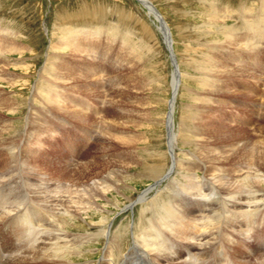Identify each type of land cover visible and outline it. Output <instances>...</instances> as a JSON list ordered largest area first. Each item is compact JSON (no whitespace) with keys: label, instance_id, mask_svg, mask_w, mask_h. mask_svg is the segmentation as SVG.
<instances>
[{"label":"rangeland","instance_id":"374dc122","mask_svg":"<svg viewBox=\"0 0 264 264\" xmlns=\"http://www.w3.org/2000/svg\"><path fill=\"white\" fill-rule=\"evenodd\" d=\"M148 1L157 9L156 11L163 17L169 28L172 54L175 56L181 76L172 117V129L177 137L174 157L180 158L182 162L188 156L192 157L193 149L196 147L195 140L187 139L189 132L197 127L198 119L203 120V124L206 125L211 118L221 119L225 122V127L229 124L234 129L245 131L244 139L256 140L260 133L264 134V116H261L263 113L259 111L258 116L248 115L243 110H239V106L245 101L251 103L259 101L260 110H264V78L262 79L264 72H261L262 76H260V72L256 73L252 70L249 73H243V76L241 73L243 64L241 63L239 68L238 63H231L228 59L238 51L236 44L232 43L237 37H242L243 41L240 42L243 43L249 39L253 42L252 45L256 46L253 49L252 58L255 53L260 52L259 57L264 59V0ZM239 14L243 16L240 18ZM242 18L245 25L240 23ZM158 26V21L156 22L154 16L149 14L139 0H0V105L4 108V111L0 109V118L7 120L13 118L12 130L10 129L3 139L0 137V151H3L12 141L17 140V144H20L24 139L21 134L27 128V123L31 121L33 124L30 129L38 133L40 147L48 146L52 150V152L46 150L48 153L43 151L42 158H47L48 164L57 166V169L58 167L66 169L69 166L75 169L77 165L91 164L92 176H86L87 182L91 183L95 177L106 176L109 170H113L116 163L129 164L132 159V163L122 174L123 179L115 178L116 185L119 187L110 190L107 194H102L100 198L95 197L94 206L87 215H80L77 220H68V222L72 221L69 222L71 225L67 222L70 233L76 236L79 233L80 236L85 237L83 250H81L83 252L71 255L75 263L99 264L109 244L118 234L126 237L125 253L132 251L135 240L140 234L137 228L151 200L160 191L164 189L168 191L169 179L171 181L180 177L179 171H172L173 154L171 155L168 146L169 121L167 119L170 112L168 105L172 99L173 59L163 42ZM99 30L103 32L99 33ZM225 30L227 32L233 30L231 33L235 36L232 35L231 42L228 41L229 37ZM71 36L79 37L81 42H89L91 47H97L98 52L95 51L94 59L82 57L81 60L71 48L64 47L62 42ZM5 42L20 47L22 52L10 54L4 51ZM99 54L100 56L103 54V57L106 55L110 64L113 63V59H118L113 63V69L109 68L110 70L101 74L103 88L98 79L99 85L96 84L97 82L90 84L93 81L87 82L88 79L87 81L85 79V82L82 80V83L76 80V75H82L83 72L66 76L73 70L72 68H78V65L82 67L85 63L94 61L95 58L100 57ZM58 61L61 62L58 63ZM262 61L260 59V62ZM97 63L99 64L96 61ZM221 67L222 71L219 69ZM223 68L226 70L225 74ZM215 69L219 73L214 72ZM54 70H58V78H55ZM252 74L254 76H251ZM6 79L14 85H9L5 82ZM47 83L49 84L46 85ZM201 86L205 87L207 92L203 91L204 88ZM50 91L53 93L52 99H55L53 101H61L60 106L63 101L62 108L58 103L50 104L46 101V94ZM243 93L246 95L242 96ZM232 94L233 97H231ZM72 108L74 109L71 110ZM67 109L71 113L66 112ZM77 113L79 114L76 115ZM88 115L93 116L88 118V121L83 119ZM244 116L247 118L251 116L250 119H253L247 126H243L242 120H237ZM34 119L37 122L35 127ZM45 120L47 122H44ZM102 120L113 124L114 133H118V137L126 138V135H131L137 139V143L127 147L126 144L115 141L114 138L107 140L108 136L101 140L102 127L106 128ZM98 123L102 124L97 125ZM253 123L254 126H252ZM43 124H45L44 127H42ZM121 130L129 132H124V135L120 133L123 132ZM63 142L64 146H62ZM134 149L137 150L134 151ZM95 165L102 170L97 169ZM158 175L165 178L159 182L161 185H156L154 181ZM200 175L201 178L202 173ZM47 176L48 173H45V177ZM263 203L264 201L261 203V211H264ZM79 227L84 229L80 230ZM260 227H264L263 222ZM261 248L253 247L252 257H259ZM115 252L118 253V250L115 249ZM159 259L160 257H157L156 262Z\"/></svg>","mask_w":264,"mask_h":264},{"label":"bare ground","instance_id":"6f19581e","mask_svg":"<svg viewBox=\"0 0 264 264\" xmlns=\"http://www.w3.org/2000/svg\"><path fill=\"white\" fill-rule=\"evenodd\" d=\"M139 1L149 11V14L154 16L156 22L158 21V29L163 37V42L168 51L171 53V57L173 59V61L171 60L174 67L172 99L168 105L170 112L167 119L169 121L168 146L171 150V152H169L171 155L173 154L172 171H179L178 175H180V177L177 176V179H171V181L169 179L167 184L168 191H166V189L160 191L156 197L151 200V203L144 211L143 219L137 228V231L140 232V234H138L136 240L134 239L135 245L132 251L127 254L125 253L124 246L126 237H121V235L118 234V238L115 237L113 242L109 244L108 248L104 252V258L101 262H99V264H264V247H262L264 245V227H260L262 222L264 225V211L260 210L261 203L264 201V134L260 133L258 139L256 140L252 138L244 139L243 136L245 131L242 132L241 129H234L233 127L229 126V124L227 127H225L226 124L221 119L211 118V120L208 122L206 121L208 125L205 123L203 124V120L201 121L198 119L196 123L197 127L192 132H189V137L187 139L189 141H192L193 139L195 140L194 143L196 144V147L193 149L194 151L192 157L190 158L188 156L183 162L180 158L178 159V157H174L175 139H177V137L173 133L172 117L181 76L178 71L179 68L177 67L178 65L176 64L175 56L172 54L170 32L165 20L148 0ZM241 16L243 15H240V18ZM240 23L241 25H245L243 18L240 20ZM231 31H226L229 37V42L232 41V35H234L231 33ZM100 32L103 31L99 30V33ZM240 41H243L242 37H237V39L232 42L236 44L238 51L228 58L229 61L231 63H238L239 68L240 64L242 63V74L247 72L249 73V71L253 70L256 73L260 72V76H262L261 72H264V63L262 62L264 59L261 56L259 57L260 52L255 53L254 57L252 58V53L254 51L253 49L256 46L252 45L253 42H251L249 39L245 40V43ZM62 45L64 47L71 48L73 52L77 54V58L81 60L82 57H90L91 59H94L95 51H97V47H91L89 42H81L79 37L74 38L71 36L65 42H62ZM4 48V51L10 54L13 52H22L20 47L10 44L9 42L5 44ZM62 54L63 53H61V55ZM100 55L101 54H99V56ZM105 56L103 57L102 54V56L99 58H95L99 64H96V61L94 60L85 63L82 67H79V65L78 68L70 67L73 69L72 71L68 72L67 70V74L66 72L63 73L69 77L72 76V73L75 74L78 72H83L82 75L77 74V78L75 79L80 80V82L82 80L84 81L85 79V81L88 79L87 82H90L89 80L93 81L90 84L96 83L98 79L101 84V88H103L101 83V74L113 69V63L118 60L113 59V63L111 62L112 64H110ZM260 59L263 61L260 62ZM59 62L61 61H58V63ZM63 64L65 65V63ZM219 69L222 71V67ZM237 70L238 69H236V71ZM57 71L54 70V75H56L55 78H58L57 75L59 73ZM224 71L226 70L224 69L223 72ZM205 72L206 71H204V73ZM214 72H216V69ZM14 74H16V72ZM256 75L257 74H255V76ZM74 76L72 77L73 79ZM78 76L80 78H78ZM251 76L254 75L252 74ZM215 77H217L216 74ZM235 77L234 80H236ZM263 78L264 76H262V79ZM5 82H7L9 85H14L9 79H6ZM99 82L96 84L99 85ZM48 84L49 83L46 85ZM206 84L208 85V83ZM216 85L218 86V84ZM201 87L204 88L203 91L206 90L205 87ZM219 87L221 89V86ZM225 90L226 89H224V91ZM47 91H49L48 88ZM51 94H53L51 91L49 93L47 92L46 101L50 104H53L55 101H53L54 98L52 99ZM243 95L244 93L242 96ZM8 96L9 95H7V97ZM231 97H233V94ZM60 102L61 101H56L55 103H58L59 105ZM63 104L64 103L62 101V105ZM259 105L261 106L259 101H254V103L245 101L243 105L239 106V110H243V112L246 114L248 113V115H257V113L260 111L263 113L261 114L263 117L264 110H260ZM1 106L2 105H0V109L3 110L4 108ZM61 106L60 108H62ZM115 108L117 107L115 106ZM73 109L74 108L71 110ZM14 112L16 111L14 110ZM66 112H69L68 109ZM78 114L79 113L76 115ZM80 114L82 115V112H80ZM74 115L75 114L73 113V116ZM92 116L90 117V115H88L86 118H82L85 120L87 119L86 121H88V118H92ZM251 116L249 118L244 116L242 118H238L237 120H242L243 126H247L253 120L250 119ZM12 120L13 118L8 120L5 118H0V137L2 139L4 135L8 134L11 127H13ZM85 120L80 121L86 122ZM104 120H102V122H104L103 124L106 128L102 127L101 140L102 138L106 139L108 136L107 140L108 138H114L115 141L118 140V142L126 144L127 147H131L134 145V143H137V139L131 135H126V138L120 136L118 137V133H114V127L112 126L113 124L111 125L110 123L105 122L106 120ZM44 122L47 121L45 120ZM36 123L37 122L34 119V127ZM32 124L33 123L31 121L27 123V128L24 130L23 134H21L22 139H24L20 144H17V140L12 141L11 144L4 148L3 151H0V254L3 253L0 259V264H78L74 262V258L72 259L73 256L71 257V255L74 253L78 254L83 252L81 250H83L82 248L85 243V237L80 236L79 233L77 236L72 235L70 230H68V220H77L79 219L80 215H87V212L94 206L93 200L100 198L102 194H107L110 190L119 187V185H116L117 181L115 178L119 177L120 179H123L122 174L124 171H126L130 163H132V159L130 160L131 162L129 164L120 160L122 163H116L113 170H109L106 176L101 175L102 177H95L91 183L89 181L87 182L86 176H92L91 170L93 167H91V164L77 165L75 169L70 168L71 166L66 167V169L65 167H58L57 169V166L48 164L47 158H42L43 151L48 153V151L52 152V150L48 146H46V148L40 147L41 142L39 143L37 136L38 133H35L34 130L32 132L30 129ZM100 124L102 123H98L97 125ZM44 125L45 124H43L42 127H44ZM125 126L127 127V125ZM252 126H254V123ZM135 127H137L136 124ZM120 128L123 127L120 126ZM116 131L117 130H115V132ZM121 131L123 132L120 133L129 132L127 130ZM130 133L132 132L130 131ZM142 136H144V134ZM193 137L198 138L195 139ZM143 138L145 139V137ZM3 144L4 143H2V145ZM136 150L134 149V151ZM97 165H95L96 168L101 169ZM45 173H48L47 177H45ZM201 173L202 177L200 178ZM163 179L165 178L158 175L156 178H154V181L157 183L156 185H158L160 184V181H163ZM120 182L121 181H119V183ZM108 186L109 188L103 191V189ZM154 187H152V189ZM103 217L104 216H102V218ZM69 222L68 224H70ZM79 229L83 230L84 228L79 227ZM120 237L121 240L119 239ZM253 247L258 249L262 247L261 251L259 252V257H252ZM115 249L118 250V253L115 252ZM157 257H160L158 262H156Z\"/></svg>","mask_w":264,"mask_h":264}]
</instances>
